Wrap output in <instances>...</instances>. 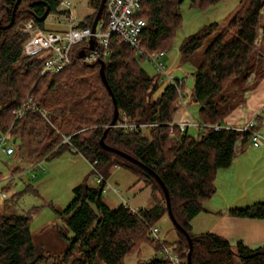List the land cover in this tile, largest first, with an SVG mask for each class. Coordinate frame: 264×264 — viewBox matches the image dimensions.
Here are the masks:
<instances>
[{"label":"trees","instance_id":"16d2710c","mask_svg":"<svg viewBox=\"0 0 264 264\" xmlns=\"http://www.w3.org/2000/svg\"><path fill=\"white\" fill-rule=\"evenodd\" d=\"M61 1L21 0L14 24L0 30V132L10 127L13 109L29 95L38 107L46 110L48 120L36 109L15 120L10 131L20 145L29 146L35 157L49 159L70 151L69 143L62 142L64 135L70 136L78 153L89 162L97 161L96 167L104 176H109L113 166L126 168L151 187L155 200V192L159 191L165 204L156 202L137 212L123 204L110 207L103 200L101 184L90 186L83 181L73 188L72 200L59 211L73 234L64 236L66 246L62 251L37 247L30 215L0 212V264H125V257L138 252L144 243L161 251V244L150 236V227L168 214L166 200L150 170L101 146L100 138L113 117L114 102L101 78L98 61L87 62L78 57L82 44L72 47L71 63L54 75L39 77L44 53L23 55L27 34L19 29L21 24L34 19L43 28V21L35 17L47 6L50 13H63L58 9ZM183 1H141L139 15L146 24L140 44L149 52L171 47L181 26ZM217 1L191 0L202 8ZM15 2L0 0V20L4 24L10 21ZM89 3L97 10L100 0ZM96 12L80 24L91 25ZM100 20L106 26L105 10ZM259 28L262 42L257 52L254 44ZM207 39L210 42L193 73L190 97L199 104L198 121L204 123L194 136L189 134V126L184 130L175 127L174 133H170L169 122L178 110L174 86L167 83L161 88V75L149 74L140 64L139 59L146 56L138 55L134 48L113 35L103 59L119 112L125 111L134 121L158 124L147 128L148 135L112 127L104 141L134 156L163 180L169 190L172 212L193 240L191 264H264V244L255 247L242 241L233 244L211 232L195 234L190 225L192 218L203 210L204 201L215 193L219 170L231 165L236 141L240 138L243 144L250 139L248 133L241 134L235 128L216 129L212 125H223L229 113L243 101L245 91L264 75V0H249L242 14L233 16L221 30L218 22H212L187 37L180 47L182 59H190ZM251 72L256 78L247 84ZM230 213L264 218V201L232 208ZM176 230L178 238L166 244L173 246L179 264H187L188 239ZM137 264L172 263L159 252L148 259H139Z\"/></svg>","mask_w":264,"mask_h":264},{"label":"rangeland","instance_id":"374dc122","mask_svg":"<svg viewBox=\"0 0 264 264\" xmlns=\"http://www.w3.org/2000/svg\"><path fill=\"white\" fill-rule=\"evenodd\" d=\"M72 9L78 19L89 16L97 10L83 0H69ZM249 0H218L206 7L194 5L191 0H184L180 6L182 14L181 26L177 29L170 48L165 52L164 63L174 78H185L184 104L182 105L185 116H191L195 122L201 125L189 126L188 132L194 136L198 135L203 124L199 119V104L191 100L194 87L193 73L198 65L202 53L210 39H207L188 60L182 59L180 47L184 40L190 35L198 32L205 25L212 22L219 23V30L224 28L228 21L236 15L242 14ZM90 13V14H89ZM58 17V18H57ZM58 21H61L59 23ZM64 16L49 14L43 21V28L47 30H58L65 27ZM22 25V24H21ZM262 38L258 44H254L255 51H260ZM138 55H140L138 53ZM141 66L151 75H158L159 71L147 59H139ZM255 76L247 80L252 84ZM161 88L168 82L160 79ZM179 109V108H178ZM264 132V125L262 126ZM148 135V130L143 131ZM12 140V136L8 141ZM9 143L16 148L12 155L0 149V212L5 214L25 213L31 216L30 228L37 247L52 251H62L66 244L65 237H71L72 232L66 227L59 211L63 210L73 198V188L86 181L90 186H98L96 176L92 173L89 161L77 152L64 151L49 159L43 156L35 157L29 146ZM19 152V153H17ZM247 169H251L245 159ZM259 164V160H255ZM254 161V164H255ZM242 182L237 177L236 183ZM108 182L119 187L124 198H130L129 204L135 208H149L156 202L165 204L159 191L152 197L151 187L143 181H139L136 174L121 166H113L110 170ZM248 183H255L261 188L259 195H264V169L255 170L253 176L247 179ZM263 190V191H262ZM260 201H264V197ZM103 200L110 206L116 207L122 204L121 198L112 190L103 192ZM258 200V199H257ZM254 200V201H257ZM158 228V237L165 242L173 243L178 238V232L168 214L163 215L155 225ZM63 235V236H62ZM151 238H153L150 233ZM168 245V244H166ZM170 246V245H169ZM156 247L150 243L141 245L138 252L125 257V264H137L139 259H148L159 254Z\"/></svg>","mask_w":264,"mask_h":264},{"label":"built area","instance_id":"2783aa9c","mask_svg":"<svg viewBox=\"0 0 264 264\" xmlns=\"http://www.w3.org/2000/svg\"><path fill=\"white\" fill-rule=\"evenodd\" d=\"M83 1L89 4V0ZM141 1L142 0H106L104 10L108 16V22L106 26H104V23L100 20L97 24L96 31L93 33L91 25L80 24L83 19H78L72 9V3L69 0H62L58 9L63 11L66 28L63 30H47L40 27L34 19L27 20L19 27L20 30L27 34V39L22 46V53L24 56H34L44 53V60L39 70V77L54 75L71 63V49L74 45L82 44V47L87 48L90 38L94 35L99 42V50L86 49V54L82 58L84 61L92 62L99 57L104 58L107 55L109 40L115 35L124 43L134 48L137 53L146 56L159 71L161 79L174 86L178 96L176 105L180 109L184 104L185 78L179 79L172 77L163 60L166 53L165 51L149 52L140 44V34L146 24L145 18L139 15ZM58 22L60 23V21ZM261 37L262 29L259 28L255 44L259 43ZM254 74V72H251L248 80H251ZM30 109H36L48 120L46 110L38 107L33 101V98L27 95L23 102L13 109V121L10 127L5 132H0V149L5 150L7 154L11 155L14 153V147L8 143V139L11 136L10 128L13 122L23 117ZM259 114L260 112H257L256 115L238 127L227 128H235L241 134L248 133L252 144L258 146L262 140H264V135L256 129V117ZM157 124L156 122L134 121L125 111H122L119 112V117L114 127L120 128L125 132L139 133ZM192 125L199 126L200 124L195 122L191 116L185 119H174L169 122L170 133H174L175 127L184 130L186 127ZM212 126L216 129L224 127L221 124H213ZM62 142L69 143L71 152H79L76 146L71 142L70 136L64 135ZM240 144L241 139L239 138L236 141L235 147ZM89 163L92 167V172L96 176L97 183L102 185V191L106 192L112 190L121 198L123 205L131 208L133 212H137L139 208L132 207L129 204L130 198H124L120 188L111 185L108 182V177L104 176L99 171L96 167L97 161ZM150 233L153 239L161 244V253L168 257L172 264H179V257L173 252V246L166 245L165 242L158 237V228L155 225L150 227Z\"/></svg>","mask_w":264,"mask_h":264},{"label":"crops","instance_id":"0c3cea01","mask_svg":"<svg viewBox=\"0 0 264 264\" xmlns=\"http://www.w3.org/2000/svg\"><path fill=\"white\" fill-rule=\"evenodd\" d=\"M50 14H59L63 17V13ZM86 17L84 16L83 20ZM65 28L66 26L58 30ZM181 109L176 111L173 120L186 118L184 112H180ZM257 112L260 114L256 117V129L264 135L262 131L264 125V75L245 91L243 101L225 118L223 126L238 127ZM12 137L13 143H16L18 139ZM245 159L253 162V165L249 163L250 170L244 166ZM255 160H259V164H256ZM257 168L264 169V140L258 146L253 145L250 139L236 146L231 165L221 168L216 176L215 193L204 201L203 210L192 218L191 231L195 234L211 232L228 239L233 244L237 241H242L252 247L264 244V218L241 217L230 213L232 208L252 205L260 201L261 196L264 197L263 193L259 195L261 191L259 185L247 182V179L253 176ZM237 177L238 180L242 178L243 181L236 183Z\"/></svg>","mask_w":264,"mask_h":264},{"label":"water","instance_id":"95a60500","mask_svg":"<svg viewBox=\"0 0 264 264\" xmlns=\"http://www.w3.org/2000/svg\"><path fill=\"white\" fill-rule=\"evenodd\" d=\"M21 0H16L13 9H12V16L10 21L7 24H4L2 22V20H0V30L2 29H7L9 27H11L14 24L15 21V14H16V10L20 4ZM105 2L106 0H100V4L99 7L97 9L96 15L94 17V20L91 24V30L94 33L96 31L97 28V24L101 19L102 13L105 9ZM50 13V8L49 6L46 7L45 11L41 14L35 17V19L39 22H42L46 19V17L48 16V14ZM86 49L89 50H99V42L98 40L94 37V35L90 38L89 40V46L87 48L85 47H81L79 52H78V57L80 59H82L85 54H86ZM98 63L100 64V74H101V78L103 80V83L105 84V86L107 87V89L109 90V92L112 95L113 98V102H114V112H113V117L112 120L110 122V124L106 127V129L104 130V133L102 135V137L100 138V144L101 146L111 152H114L116 154H119L121 156H123L124 158L131 160L132 162L141 165L145 168H147L148 170H150L152 172V174L156 177V179L158 180L159 184L161 185V188L164 192V196H165V200H166V206L168 209V215L171 218L174 226L181 231L186 238L188 239V243H189V250L187 253V264H191V254H192V249H193V240L191 238V236L189 235V233L187 232V230H185V228L183 226L180 225V223L177 221V219L175 218L173 212H172V208H171V202H170V195H169V190L167 188V186L165 185V183L163 182V180L159 177V175L157 173H155L152 169H150L149 167L145 166L142 162H140L137 158H135L134 156L130 155L129 153L122 151L120 149H117L113 146H110L108 144L105 143L104 138L105 135L107 134L108 130L111 129L112 127H114L118 117H119V108L117 106V102H116V98L114 96V93L108 83L106 74H105V61L103 58L99 57L97 59Z\"/></svg>","mask_w":264,"mask_h":264}]
</instances>
